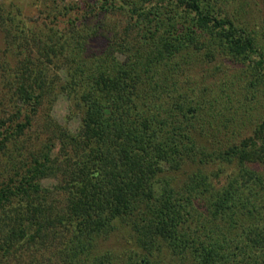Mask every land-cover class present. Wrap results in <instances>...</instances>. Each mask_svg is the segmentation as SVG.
I'll use <instances>...</instances> for the list:
<instances>
[{"label": "trees", "instance_id": "1", "mask_svg": "<svg viewBox=\"0 0 264 264\" xmlns=\"http://www.w3.org/2000/svg\"><path fill=\"white\" fill-rule=\"evenodd\" d=\"M234 1L98 0L39 40L14 96L34 111L65 94L81 124L48 116L39 152L0 186V264L32 244L53 248L56 264H264V120L235 136L234 117L219 120L243 105L233 82L208 99L187 75L228 59L249 71L245 98L264 93V33L229 10ZM31 121L0 134V151ZM215 160L236 166L218 188L204 170ZM125 231V261L97 249Z\"/></svg>", "mask_w": 264, "mask_h": 264}, {"label": "rangeland", "instance_id": "2", "mask_svg": "<svg viewBox=\"0 0 264 264\" xmlns=\"http://www.w3.org/2000/svg\"><path fill=\"white\" fill-rule=\"evenodd\" d=\"M97 1L0 0V134L5 135L6 131L14 130L15 125L24 122L26 116L32 119L31 126L27 127L23 134L16 135L13 133L7 140L5 147L0 151V186L16 181L15 171L20 164H24V159L30 160L32 153L39 152L43 146L44 138L49 133L45 126L48 116L73 132L80 126V110L72 111L65 94H60L52 103L44 102L40 108L33 111L29 106L22 105L16 99L14 91L16 86L20 84L18 71L24 64L31 66L30 62L25 63L26 59L38 63L36 59L39 40H49L55 29L69 28V17L88 12L93 5L98 7L100 2ZM228 8L232 12L236 11L237 13H234L237 16L264 33V0H235L229 3ZM125 17L121 14H115L110 17V22L121 21L124 24ZM95 39V44L104 46L106 43L103 38ZM118 56L122 58L120 54ZM42 62L46 64L44 70L47 75L51 70L54 71V66L48 60L43 58ZM187 75L198 82L200 90L207 88L205 94L208 99L210 96L217 95L219 85L227 86L229 82H233L231 86L236 91V96L243 100V105L239 106L235 100L233 105L235 110H226L225 113H221L223 117L220 116L219 120H224L230 124L234 117L236 121L235 130L237 129L235 136H248L253 132L254 127L264 120V93L257 102L248 99L250 95L245 98L243 89L248 83L249 71L240 64L220 58L216 62L207 61L201 65H193ZM206 131L211 134L209 135L211 137L207 138L210 142L212 139L215 142L222 139V137L219 139L217 136H212L214 132L209 127L206 128ZM218 146L222 147L221 144ZM57 149L56 146L55 151ZM232 166L236 168L234 163H219L218 160H215L207 164L204 170L211 174L214 187L218 188L226 181ZM55 183L54 178L43 180V185L46 187H51ZM2 215L3 211H0V241L4 226L1 220ZM31 247L23 251L17 259L10 260L9 264H56L57 257H51V254L55 253L53 248L42 247L38 249L35 248L38 246L33 244ZM130 247L129 231H125L101 240L97 249L100 252L111 251L113 255L119 256L121 261H125ZM116 262L115 264H120L119 261Z\"/></svg>", "mask_w": 264, "mask_h": 264}]
</instances>
